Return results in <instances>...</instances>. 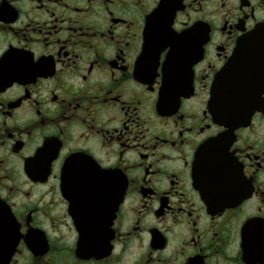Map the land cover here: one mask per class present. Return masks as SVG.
I'll list each match as a JSON object with an SVG mask.
<instances>
[{
	"label": "flooded vegetation",
	"instance_id": "af4514ba",
	"mask_svg": "<svg viewBox=\"0 0 264 264\" xmlns=\"http://www.w3.org/2000/svg\"><path fill=\"white\" fill-rule=\"evenodd\" d=\"M261 24L264 0H0L6 264H264V94L237 126L209 107Z\"/></svg>",
	"mask_w": 264,
	"mask_h": 264
},
{
	"label": "water",
	"instance_id": "95a60500",
	"mask_svg": "<svg viewBox=\"0 0 264 264\" xmlns=\"http://www.w3.org/2000/svg\"><path fill=\"white\" fill-rule=\"evenodd\" d=\"M155 44V42L153 41ZM158 55V51L156 53ZM177 87V84L169 85ZM183 94L180 90L177 97ZM264 94V24L257 26L236 44L233 54L216 76L211 88L209 107L216 123L227 121L228 126L240 125L260 109ZM198 168L207 181L212 171L199 159ZM217 181V180H216ZM16 228L8 209L0 203V264H6L17 244Z\"/></svg>",
	"mask_w": 264,
	"mask_h": 264
}]
</instances>
